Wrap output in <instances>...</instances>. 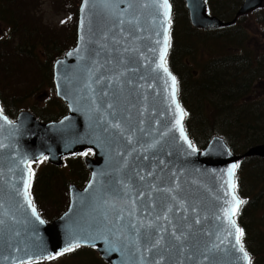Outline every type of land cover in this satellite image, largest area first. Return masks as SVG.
I'll return each instance as SVG.
<instances>
[{"label":"water","instance_id":"water-1","mask_svg":"<svg viewBox=\"0 0 264 264\" xmlns=\"http://www.w3.org/2000/svg\"><path fill=\"white\" fill-rule=\"evenodd\" d=\"M184 2L191 26L202 31L233 27L264 7V0H244L226 22L208 13L206 0ZM162 20L153 0H88L86 6L82 0L77 45L53 67L56 96L68 114L47 123L28 111L15 121L7 117L10 125L0 120V264L48 261L76 241L107 264H246L233 237L215 247L229 227L224 181L233 164L264 160V144L238 156L222 137L194 152L183 141L171 82L155 70ZM176 99L180 104L178 90ZM86 151L95 153L85 159L88 184L69 187V208L54 222L37 211L40 223L23 195L27 166L47 157L61 167Z\"/></svg>","mask_w":264,"mask_h":264},{"label":"rangeland","instance_id":"rangeland-1","mask_svg":"<svg viewBox=\"0 0 264 264\" xmlns=\"http://www.w3.org/2000/svg\"><path fill=\"white\" fill-rule=\"evenodd\" d=\"M218 1L219 0H212L214 3H217ZM234 1L235 0H224V3H222L224 9H219L217 6L219 9L217 11L211 8L208 3V9L213 15L221 20H227L228 17L233 18V16H236L240 8H236L234 6ZM239 1V4L243 2V0ZM80 3L81 0H21L20 7L21 9H24L26 13L21 15L22 20H24L23 24H25L24 28H26V34L22 35V38H19L16 35L7 36L6 29L8 24L3 20L0 21V38H8L6 42H0V107L4 109V114H8L12 120L17 119L19 113L23 111L31 112L41 122H43L41 119L47 117L48 115H52L53 118L60 120L67 114V107H65L62 102L61 103L63 105L53 103V98L56 97L53 82L52 84H47V82L41 81L44 76H49L52 79L53 67L51 71H44L42 70V65L40 64L30 66L29 61L31 58L25 56L20 58L17 53L18 50L23 48L24 44H26V35L33 32L35 33V43H41L46 46V55L40 57V60L43 63L52 64L53 60L55 62L57 59H62L64 55L58 58V53L50 50L48 45H54L55 39L58 40L59 38L58 32L60 31V45H64L67 40H70V36L74 31L76 13ZM172 3L175 6L173 15L177 23L176 41H178V46L174 52V71L171 68L170 69L175 75L186 76L188 67L191 70V72L189 71V74H191L190 78L192 79L197 75L194 70L197 68V70L200 71V67L197 66L196 62H194L193 53L185 52V47L181 46L184 45L182 43L186 42V47L194 45L195 49H197L198 46H201L203 54L197 50L195 58L196 61L200 59L201 62H204L207 60L210 52L220 51V42H212V40L217 41L215 38H221V35L211 34L207 37H203L200 36L199 33L192 32L189 34L190 38H187V28H192L193 30L197 29H194L190 24L189 13L185 7L184 0H172ZM3 4L5 8L8 9L6 2H3ZM16 13L17 10L12 9L8 14L9 19L13 23H18V21L15 20ZM243 18L245 17H242L239 20ZM259 21H262L263 23H260ZM35 27L41 29V35L34 30ZM236 29H238L239 32L237 33L232 31L229 37L238 39L240 38V33L246 34L249 36L250 40H252V44L256 45L258 51H264V7L255 13L246 16V18L240 23V27H237ZM63 32H66L69 37L67 38ZM184 54L188 55L185 56ZM170 62L171 60L169 56L167 63L170 65ZM8 63L10 64L8 65ZM184 64L186 65L184 66ZM21 65L23 67L25 66V69L29 70L27 72H23L21 70ZM23 73L24 75L19 79V76ZM25 76H28V80L24 79ZM33 86H38L40 89L29 96L26 92L27 88ZM189 88L191 89L192 87L190 86ZM260 91L264 93V85L260 87ZM14 103H18L20 105L17 111L12 110L11 108ZM193 125L194 132L198 133L196 130V120H194ZM214 137L220 136L217 135ZM199 139L203 138L200 137ZM208 144L209 143H207L206 146H201L200 150H204ZM251 148L252 147L244 151L243 154L247 153ZM233 153L238 156L243 155H239L234 151ZM77 159L78 162L76 161ZM77 159L72 160V162L68 160V162L64 163L62 167L54 166L58 171H51L52 176H57L53 179V181L51 180L49 184L51 195L46 197L47 191H45L44 194L42 193V196L44 195V203L42 202L39 205L41 213L45 215L47 222L49 223L60 218L62 214L68 210L69 187L71 185H76L78 188H83L90 178V172L86 168L84 158L83 160L81 158ZM32 165L31 170L34 172L33 180L35 182V179L37 178L36 192L39 193L42 184L41 180L45 178V175L46 177L48 176L51 164L47 163V161H40L39 163ZM240 171L242 172V185L240 186L241 193L249 200L250 205L244 213L241 225L244 226L248 232L249 243L247 247L254 250V252L258 255L257 261H259L260 264H264V201L261 200V195L264 191V189L261 188V183L264 181V163L260 158H247L244 159L243 168L240 169ZM57 178L62 179V182L56 180ZM237 193H239L238 189ZM32 194H34V189L32 190ZM40 264L107 263L100 258V255L95 250L79 248L64 255L57 256V258L51 261L40 262Z\"/></svg>","mask_w":264,"mask_h":264},{"label":"trees","instance_id":"trees-1","mask_svg":"<svg viewBox=\"0 0 264 264\" xmlns=\"http://www.w3.org/2000/svg\"><path fill=\"white\" fill-rule=\"evenodd\" d=\"M20 1L21 0H11L10 2V0H0V21L3 20L8 24L6 29L7 36L16 35L19 38H22V35L26 34V28H24L25 24H23L24 20H22L21 16L26 13L24 9H21ZM3 2H6L8 9L5 8ZM239 2V0L234 1L233 4L236 8L241 7L239 5H242V3L239 4ZM208 3L215 11L224 9L222 5L224 0H219L217 3L209 0ZM12 9L17 10L15 20H17L18 23L11 22L8 17V14ZM78 11L76 13L74 31L70 36V40H67L64 45H60V31L58 32L59 38L58 40L55 39L54 45H48L50 50L58 53V58L65 55V53L75 47L77 43ZM233 18L228 17V19L224 21H231ZM245 18L239 20L237 24L231 28L217 31L203 32L193 30L191 27V29L187 28V38H190L189 34L192 32L199 33L200 36L203 37H207L211 34L221 35V38H215L217 41L212 40V42H220V51L210 52L208 54L207 60L204 62H201L200 59L196 61L195 58L197 50L203 54L201 46H198L197 49H195L194 45L191 47H186V42L184 43L182 41V44L184 45L181 46L185 47V52L193 53L194 62H196L197 66L200 67V71H198L197 68L194 70V72L197 73L195 78H190L191 74H189V71L191 72V70L188 67L186 76L176 75L179 85V100L187 113L185 128L189 133L190 139L199 149L201 146H206V144L217 135L223 137L226 143H228L230 146L232 152L234 151L239 155L243 154L244 151L250 147L264 144V93L260 91V87L264 85V51H258L256 45L252 44V40H250L249 36L246 34L240 33V38L238 39L229 37L232 31L237 33L239 32V30L236 28L240 27V23ZM259 22L263 23L262 21ZM34 30H36L37 33L41 35V29L35 27ZM176 30L177 23L173 17L172 44L170 50V68L172 70L173 64L175 62L174 52L178 46V41H176ZM63 33L67 36V38L69 37L66 32ZM34 34L35 33L30 32L26 35V44H24L23 48L18 50L17 55L20 58H23L24 56L30 57V66L40 64L42 65V70L51 71L55 62L53 60L52 64H46L40 60L41 56L46 55L47 50L45 45L41 43H35ZM7 40V37L0 38V42H6ZM184 55L187 56L188 54ZM9 64L10 63H8V65ZM185 65L186 64H184V66ZM21 70L23 72H27L29 69H25V66L23 67L21 65ZM23 75L24 73L19 76V79ZM24 79L28 80V76H25ZM41 81L47 82V84H52V79L49 76H44ZM190 86L192 87L191 89L189 88ZM39 89L40 88L38 86L28 87L26 92L29 96H31ZM53 103L63 105L61 101L57 99V97L53 98ZM19 107L20 105L18 103H14L11 108L12 110L17 111ZM7 116L11 119L8 114ZM41 120L43 122H51L57 121L58 119L53 118L52 115H48ZM194 120L197 122L196 130L198 133L194 132ZM200 137L203 139H199ZM76 161L78 162V159ZM262 161L264 163V160ZM243 162L240 164L237 173V180L239 179L238 181L241 182L239 183L238 191L240 195L246 199V203L238 217V223L244 230L245 235L243 238V243L252 257V264H260L259 261H257V253L247 247L249 243L248 232L247 229L241 225V220L244 216V213L250 206L249 200L243 196L240 188L242 185V172L240 169L243 168ZM49 169L48 176L46 177L45 175V178L41 180L42 184L39 193L36 192L35 186L33 195V201L45 221H47V218L41 213L39 207L42 202L44 203V195L42 196V193L44 194V192L47 191L46 197L51 195L49 184L51 180L53 181V179L57 177L52 176L51 171H58L52 166H50ZM56 180L62 182V179L60 178H57ZM261 188L264 189V181L261 183ZM261 200L264 201V191L262 192Z\"/></svg>","mask_w":264,"mask_h":264},{"label":"snow or ice","instance_id":"snow-or-ice-1","mask_svg":"<svg viewBox=\"0 0 264 264\" xmlns=\"http://www.w3.org/2000/svg\"><path fill=\"white\" fill-rule=\"evenodd\" d=\"M85 6L88 3V0H84ZM153 3L156 5L158 10H162V16L163 20L160 21V25L163 29V41L162 46L159 48V62L155 66L156 71H162L168 80L171 82V92L170 97L172 103L175 105V130L179 132V136L183 139V141L188 145L189 148L192 149V151H196V148L191 143V141L188 139L183 121L187 113L184 111V109L180 106L179 102L176 99L177 96V80L176 77L171 74V72L168 69L167 65V54L168 49L171 46V35H170V29L172 26L171 21V5L169 4V0H153ZM147 6V5H145ZM123 21H121L122 23ZM131 22V21H130ZM157 35H160L158 32ZM157 44H161L160 40L156 41ZM71 55V53H70ZM106 94V93H105ZM111 107V105H109ZM0 120H3L5 124H11L12 121H10L6 115H4V109L0 107ZM114 127L119 128L120 125L117 123L114 125ZM129 142H131V137L128 138ZM87 154V153H85ZM43 159H47V157L41 158V161ZM28 172H27V180L24 181V199L27 203V205L31 208L32 215L36 217L37 220H40L39 215L37 214V210L35 205L32 202L31 195H30V187H31V181L34 176V172L31 171V165L29 164L27 166ZM239 168V164H233L231 167H229L226 171L227 179L224 181V183L227 185V190L225 191V196H230V199H226L224 201L226 207L223 209V217L226 219L228 224L227 236L224 239L219 240V244L215 245V247L219 248L220 244H224L227 242V237H233L234 238V244L232 245L239 253L242 254L243 260L246 262V264H252L251 257L249 256V253L245 250V246L243 243L244 238V230L240 228L237 225L235 217L238 216L240 212V208L243 204L246 203V201L240 199L237 195V182H236V170ZM143 179V177H141ZM91 187V185H89ZM171 211V209H169ZM164 220H168V216L165 215L162 217ZM122 219V217H121ZM157 219H161V217H157ZM3 220H0V224H3ZM40 223H44L43 220H40ZM196 223H199V220L196 221ZM131 228L136 229L138 226L136 224H131ZM139 227L143 228L145 225L143 222L140 223ZM148 228H151L152 225L148 224ZM150 235V234H149ZM172 235L177 239L180 240L181 237L177 236L175 232L172 233ZM161 243V240L157 239L155 240L153 247H158ZM81 246L79 241L73 242L69 244L66 248L63 249V251L57 253L58 256L64 255L65 253H69L74 251L75 249L79 248ZM151 251V249H148ZM56 256H49L47 259H55ZM20 264H40V260L36 259L33 261L32 259H28L27 261H20ZM154 264H160V261H155Z\"/></svg>","mask_w":264,"mask_h":264},{"label":"flooded vegetation","instance_id":"flooded-vegetation-1","mask_svg":"<svg viewBox=\"0 0 264 264\" xmlns=\"http://www.w3.org/2000/svg\"><path fill=\"white\" fill-rule=\"evenodd\" d=\"M85 156H87V157L93 156V153L92 152L91 153H87V154L82 155L81 157H85ZM69 159L74 160L75 158H67L64 163L68 162Z\"/></svg>","mask_w":264,"mask_h":264}]
</instances>
